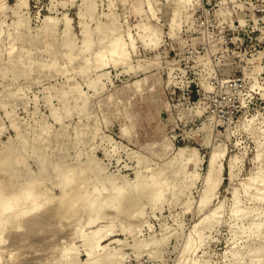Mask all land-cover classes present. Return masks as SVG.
<instances>
[{
	"label": "rangeland",
	"instance_id": "1",
	"mask_svg": "<svg viewBox=\"0 0 264 264\" xmlns=\"http://www.w3.org/2000/svg\"><path fill=\"white\" fill-rule=\"evenodd\" d=\"M1 184L0 264H264V0H0Z\"/></svg>",
	"mask_w": 264,
	"mask_h": 264
},
{
	"label": "bare ground",
	"instance_id": "2",
	"mask_svg": "<svg viewBox=\"0 0 264 264\" xmlns=\"http://www.w3.org/2000/svg\"><path fill=\"white\" fill-rule=\"evenodd\" d=\"M5 2V1H4ZM3 3V2H2ZM113 40H115V39H113ZM116 42H117V39L115 40V41H113V42H111V52L113 51V52H115L114 50L117 48V44H116ZM118 43V42H117ZM119 45H120V43H119ZM120 46H122V45H120ZM119 48H121V47H119ZM118 49V48H117ZM121 50V49H120ZM119 50V51H120ZM122 53V52H121ZM223 147V146H222ZM224 149H225V147H224ZM226 150V149H225ZM181 152H182V149L180 150ZM219 151H220V149H219ZM180 152V153H181ZM183 153V152H182ZM217 153H219V152H217ZM217 153L215 152V153H211L212 155L210 156V159H209V166H208V174H207V176H206V183H207V185L206 186H208V187H211V188H216V187H218L219 185H220V183H221V181H222V170H223V163L220 161H218L217 160V158H218V155L220 154H218L217 155ZM221 154H223V151L221 152ZM220 154V155H221ZM224 155V154H223ZM180 156V155H179ZM222 157V156H221ZM220 157V158H221ZM219 158V159H220ZM234 158V157H233ZM193 160V159H192ZM221 160V159H220ZM232 161V160H231ZM234 161V160H233ZM236 162V161H235ZM234 162V163H235ZM233 165V164H232ZM234 166V165H233ZM231 167V166H230ZM231 171V170H230ZM230 175H232V173L230 174ZM160 176V175H159ZM152 178H154V174L152 175ZM155 178L156 179H158V175H157V177H156V175H155ZM160 178H162V176H160L159 177V179ZM163 179V178H162ZM161 179V180H162ZM156 180H154L153 182H155ZM164 181H165V179H164ZM163 181V182H164ZM153 182H151V183H153ZM158 182V181H157ZM150 183V184H151ZM162 183V182H161ZM161 183H159L158 182V184H161ZM166 183V182H165ZM2 185V184H1ZM0 185V206H1V209H0V235H1V233H2V230L4 229V227L6 226V224H7V222H9L10 221V216H11V214L9 213V211L10 210H12V209H17V208H15L16 206H18V204H19V201H21V194H22V190H21V194L20 193H14L13 191H11V190H9L11 193H9V192H7L8 191V189H7V187L5 186V185H2L1 186ZM162 186V185H161ZM163 186H164V183H163ZM207 187V188H208ZM163 188V187H162ZM6 189H7V191H6ZM113 191H114V195H111V196H94L93 194L91 195V196H89L88 194H86L87 192H85V191H83V192H85V193H83L82 191H77L76 193H75V191H76V189H73V191H72V193H70V195L69 194H67L68 193V191L66 192V193H64V194H66V195H64V194H62L61 195V199H60V201L62 202V201H66V203L68 204L67 205V209L69 210V211H72L73 209V211H75V209H76V205L77 204H79V203H83L84 204V206H88L89 208H91V209H94L95 207H98V208H103V207H106V206H110L111 204H113V205H115V207H113V208H115L116 209V211H118V212H120V210L119 209H121L120 208V202H121V199H123L124 201L126 200V198L124 199V197H122L123 196V194L122 193H124V192H122V191H120L119 190V188H117V191L115 190V189H112ZM207 190V189H206ZM210 190V189H209ZM64 192V191H63ZM71 192V191H70ZM207 192V191H206ZM25 195V194H24ZM27 195V199H23V202L24 201H26V200H28V196H30V195H28V194H26ZM125 195V194H124ZM63 196H65L64 198H63ZM23 198H24V196H23ZM30 198H31V196H30ZM30 198H29V201H30ZM34 200H36V198L34 199ZM128 201H130V199H128L127 200V202ZM22 202V205H21V209H23V210H25L24 208H23V206H24V203ZM31 202H33V201H31ZM21 203V202H20ZM34 203V202H33ZM118 203V204H117ZM125 203H126V201H125ZM35 205H36V203H35ZM112 205V206H113ZM122 205V204H121ZM124 206V205H123ZM20 208V207H19ZM18 208V209H19ZM25 208H27L26 206H25ZM119 208V209H118ZM124 208H125V206H124ZM82 209H83V207H82ZM126 209V208H125ZM20 210V209H19ZM122 210V209H121ZM8 213H7V212ZM25 211H27V209L25 210ZM72 211V212H73ZM5 212H6V214L7 215H5ZM24 212V211H23ZM97 212H99V211H97ZM4 213V214H3ZM106 213H108V212H106ZM59 215V214H58ZM71 215V214H70ZM73 215V214H72ZM60 216V215H59ZM67 217H68V215H66ZM108 215H105V213H102L101 215H97L95 218H92V219H89L88 220V223H92V222H94V221H96L97 219H100V218H106ZM112 216V215H111ZM62 217L63 216H61L60 218L62 219ZM67 217L65 218V220L67 219ZM109 217V216H108ZM113 217V216H112ZM8 219H9V221H8ZM107 219H109V218H107ZM100 229V228H99ZM108 229V228H107ZM96 230V229H95ZM110 230V229H109ZM98 233V230H96V231H94V232H92L93 234L94 233ZM96 233V234H97ZM96 234H94V237L91 235V236H89V238H87V247H88V250H90V249H92L94 246H96V245H98V242H99V239L100 238H97V239H95V236H96ZM96 261V260H95Z\"/></svg>",
	"mask_w": 264,
	"mask_h": 264
},
{
	"label": "built area",
	"instance_id": "3",
	"mask_svg": "<svg viewBox=\"0 0 264 264\" xmlns=\"http://www.w3.org/2000/svg\"><path fill=\"white\" fill-rule=\"evenodd\" d=\"M193 90H194V89L192 88V89H191V92H193V93H194V91H193Z\"/></svg>",
	"mask_w": 264,
	"mask_h": 264
}]
</instances>
